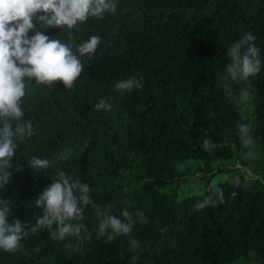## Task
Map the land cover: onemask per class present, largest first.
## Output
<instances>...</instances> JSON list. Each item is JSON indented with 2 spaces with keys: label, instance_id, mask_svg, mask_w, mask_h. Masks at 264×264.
Listing matches in <instances>:
<instances>
[{
  "label": "trees",
  "instance_id": "1",
  "mask_svg": "<svg viewBox=\"0 0 264 264\" xmlns=\"http://www.w3.org/2000/svg\"><path fill=\"white\" fill-rule=\"evenodd\" d=\"M248 33L262 66L251 79L250 105L237 107L217 77L230 62V46ZM44 34L68 39L66 28ZM91 35L101 43L82 58L73 88L32 82L23 108L34 135L17 138L11 181L0 196L14 200L10 220L34 225L41 212L34 200L62 169L90 186L101 212L119 217L129 210L136 219L131 237L140 247L130 251L128 235L107 241L98 231L102 217L89 206L81 222L90 239L88 233L64 241L47 230L30 233L23 241L30 255L0 250V264H132L133 255L136 264H264V0H119L115 15L90 18L73 33L76 44ZM130 77L142 87L117 92L116 83ZM230 83L234 94L247 87ZM101 99L110 111L96 109ZM241 122L253 126L259 164L240 156ZM201 137L213 142L211 152ZM33 156L48 159L49 168L31 169ZM190 160L202 166L183 169ZM237 165L255 180L246 182ZM236 175L239 186L230 179ZM194 179L198 187L182 193ZM213 186L224 202L197 211Z\"/></svg>",
  "mask_w": 264,
  "mask_h": 264
},
{
  "label": "clouds",
  "instance_id": "2",
  "mask_svg": "<svg viewBox=\"0 0 264 264\" xmlns=\"http://www.w3.org/2000/svg\"><path fill=\"white\" fill-rule=\"evenodd\" d=\"M119 0H0V190L9 184L10 171L14 167L13 158L19 148L17 138L34 135L33 124L25 120L23 108L26 95L32 91V82L37 85H49L63 82L66 89L74 87V82L82 76L85 62L83 57L95 54L101 43L100 35H91L86 41L76 44L73 33L90 18L103 19L106 14L117 13ZM59 27L68 31L67 41L59 36L52 38L45 35L47 28ZM34 32V35L29 33ZM255 37L248 33L241 40L232 44L228 50L230 62L225 65L223 75L217 77L226 97L237 107L249 106L252 99L251 79L261 72L260 49L253 43ZM231 82L243 83L238 94H234ZM142 84L135 77L120 80L115 85L117 92L131 91ZM97 110H111L107 100L101 99ZM209 116L214 113L209 112ZM239 142L244 149L240 156L244 161H256L259 154L251 123L238 124ZM203 149L211 152L213 142L201 137ZM28 166L36 171L47 170L50 161L37 156L27 160ZM244 174V180L250 183L255 176L247 168L237 165ZM17 171H21L17 167ZM231 182L239 186L241 176L231 177ZM88 184L69 176L64 170L57 169L53 180L34 200L40 209L34 225L26 226L20 219H9L14 200L0 196V250L7 253H30L23 241L29 234L47 230L50 238L64 241L68 237L83 240L88 233V226L83 223L84 211L91 206L102 219L99 234L112 241L120 235L129 236V250L135 252L140 242L131 237L136 224L133 214L124 209L120 216L101 212L95 203ZM224 202V192L213 186L210 194L198 202L196 210ZM141 222L146 223L143 212L136 214ZM91 234L88 233L90 239ZM66 247L71 248V244ZM248 255L257 253L249 250ZM139 259L132 256V264ZM255 264V262H253Z\"/></svg>",
  "mask_w": 264,
  "mask_h": 264
},
{
  "label": "rangeland",
  "instance_id": "3",
  "mask_svg": "<svg viewBox=\"0 0 264 264\" xmlns=\"http://www.w3.org/2000/svg\"><path fill=\"white\" fill-rule=\"evenodd\" d=\"M260 159L256 160V164H259ZM202 166L200 161H196V160H190V161H186L184 162L181 167L184 169L186 168L187 171H193L195 169H197L198 167ZM199 185L198 181H196V179H194L193 181H189L187 183L184 184V186L181 188V192L185 193L186 191H190L192 188H197ZM233 264H250L244 261H237Z\"/></svg>",
  "mask_w": 264,
  "mask_h": 264
}]
</instances>
